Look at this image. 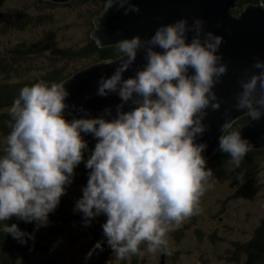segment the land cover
<instances>
[{
  "label": "clouds",
  "instance_id": "obj_1",
  "mask_svg": "<svg viewBox=\"0 0 264 264\" xmlns=\"http://www.w3.org/2000/svg\"><path fill=\"white\" fill-rule=\"evenodd\" d=\"M248 2L253 1L243 8ZM114 6L124 15L140 12L132 0H107V9ZM204 25L200 18L191 25L181 19L161 25L150 39L137 35L115 43L120 64L111 76L99 78L96 91L100 97H119L114 117L112 107L91 117L83 106L72 105L83 115L68 119L66 83L21 88L8 109L10 131L0 156V221L16 217L36 222L37 230L47 226L75 168L85 162L84 136L91 135L96 144L85 162L88 181L76 203L85 225L107 217L103 234L116 260L144 255L141 244L147 253L170 254L167 233L200 213V199L213 186V170L203 156L207 144L195 140L206 131L207 109L221 108L214 88L228 64L218 54L223 37L205 32ZM140 50L146 63L125 79ZM252 69L258 71L248 76L247 70L239 82L234 108L258 121L264 117V61L256 60ZM233 124L226 119L221 126L218 150L236 170L253 145ZM236 178L243 183L244 173ZM0 230L22 244L30 236L15 223ZM95 249L102 250V242Z\"/></svg>",
  "mask_w": 264,
  "mask_h": 264
},
{
  "label": "trees",
  "instance_id": "obj_2",
  "mask_svg": "<svg viewBox=\"0 0 264 264\" xmlns=\"http://www.w3.org/2000/svg\"><path fill=\"white\" fill-rule=\"evenodd\" d=\"M247 1L256 3L260 0H239V7L233 12L238 13L243 7V3ZM25 2V6L15 10L20 18V22L18 21L20 28L27 27L29 24L35 26L44 24L50 15L46 12H39V10L41 11L45 6L54 7L56 4L69 3V9L73 6H79V4H86L90 7V13L88 14L86 10L82 11V17L76 22L74 20L76 16L69 17L71 23H67L65 46H60L57 39L52 37V32L48 31V38L45 40L35 43L24 40L4 52L0 49V156L3 155L2 148L5 137L10 131L6 124L10 119L8 109L19 95L21 88L38 82H45L49 85L53 82L62 83L68 76L95 61H111L122 55L115 45L98 47L96 39L91 34L95 28L94 18L106 8L107 0H71L68 2L29 0V3L28 1ZM1 13L8 17H13L15 14L12 10H5ZM72 26H85L86 35L81 39L67 41L70 38L67 33L73 28ZM6 28L4 27V29ZM10 30L11 28H9ZM44 55L48 58L44 70L36 68L37 71L35 72V68L31 67V64L34 63H32L33 58ZM29 60H32L31 63ZM67 118L72 119L70 116ZM250 118L245 114L235 120L233 129H239ZM218 149L206 159V167L213 170V177L210 180L213 182L210 183H214L216 186H229L231 191L226 199L219 200L217 205L209 208L210 205L208 204L209 216L211 218H217L218 214L222 216L232 198L236 201L257 194L263 199L262 204L257 208L255 207V211H250L258 222L252 237L248 240L245 239V241L233 240L231 247L226 248V252L229 253L226 261L229 264H264V212L262 211L264 207V176H261V173H264V147L252 148L242 161L241 167L236 170H231L228 154L220 152ZM88 156L86 151L85 162ZM85 162H81L75 168V175L71 184L66 186L65 194L61 197L55 211L49 214L47 226L37 230L36 222L26 223L16 217H12L9 221H0V229L6 223H15L22 231L30 234V236L25 237L26 243L22 244L10 234L7 235L0 230V264H16L17 262L33 264V254L45 251L46 247H48L47 258L43 260L42 264H150L149 257L151 256L146 252L145 244L140 245L144 255H133L129 259L119 262L115 260L112 249L108 246L103 234L102 225L107 220L105 215H100L92 219L90 224L85 225L83 213L76 210V203L82 198V189L88 181L89 170L86 169ZM240 173H244L243 183H240L236 178ZM189 228L188 224L182 223L175 231H171V235L180 241ZM195 230L201 237L200 239H203L205 232L198 228ZM63 232L67 233V242L70 244H74L78 240L82 241L83 237L89 235L92 239H96L95 242L91 243L93 247L97 242H102V250H92L95 255L90 259V262H87L88 259L85 257L79 260L82 254L76 252L74 246L58 247ZM211 239L216 242L218 239L223 240L224 237L213 235ZM63 252L66 254L64 255ZM159 255L161 258L157 263L161 264L162 259L166 262L168 252L160 251ZM66 257H68L67 260ZM75 261L76 263H74Z\"/></svg>",
  "mask_w": 264,
  "mask_h": 264
},
{
  "label": "water",
  "instance_id": "obj_3",
  "mask_svg": "<svg viewBox=\"0 0 264 264\" xmlns=\"http://www.w3.org/2000/svg\"><path fill=\"white\" fill-rule=\"evenodd\" d=\"M132 3L140 8L139 13L124 15L123 9L117 10L118 6H114L111 9L105 8L101 14L95 16V28L91 34L94 38L98 37L103 46L115 45L121 39L137 35L145 40L150 39L161 25L181 19H187L191 25L196 18H200L205 21V32L211 31L223 37L218 54L223 56L222 62L228 64V72L214 88L222 102L221 108L217 111L207 109L208 114L203 121L207 126L206 131L195 140L197 144H207L203 153L206 160L219 148V137L223 135L221 126L225 120L235 121L245 115L243 111L234 108L235 97L241 91L239 82L246 78V71L251 70L247 71V75H252L258 71L252 69L255 61H264V0L245 3L238 14L233 12L238 6V0H132ZM193 35L191 32L188 34L189 42ZM121 58L122 55L111 61H95L62 81L70 92L66 100L69 105L64 113L66 116L73 118L83 115L73 109L72 105L77 109L83 106L91 117L99 116L105 108L112 107L113 117L115 116V106L120 103L119 97L116 94L100 97L96 95V91L99 78L111 76L119 66ZM145 63L144 52L140 50L135 63L124 73V78L134 76L136 70ZM238 130L253 148L264 147V117L258 121L250 118ZM84 139L88 141L87 153L90 155L96 140L91 135L84 136ZM161 264H165L164 259Z\"/></svg>",
  "mask_w": 264,
  "mask_h": 264
},
{
  "label": "rangeland",
  "instance_id": "obj_4",
  "mask_svg": "<svg viewBox=\"0 0 264 264\" xmlns=\"http://www.w3.org/2000/svg\"><path fill=\"white\" fill-rule=\"evenodd\" d=\"M25 1L29 3V0H0V49L2 52L24 40L33 43L45 40L48 38V31L52 32V37L57 39L60 46H65L67 23H71L69 17L76 16V18L73 17L76 22L82 17V11L86 10L88 14L90 13V7L86 4H79V6H73L69 9V4L65 3L56 4L54 7L45 6L41 11L39 10V12H46L50 15L44 24L36 26L29 24L27 27L20 28L21 26L18 24L20 18L15 10L25 6ZM5 10H12L13 13H15L14 16L8 17L7 15H3L1 12ZM242 10L243 7L241 8V11ZM4 27L7 28L4 29ZM72 27L73 28L67 33L70 37L67 41L81 39L86 35L87 31L85 26ZM9 28H11L10 31ZM31 61L29 60L30 63ZM47 62L48 58L46 55L34 57L31 67L35 68V72L37 71L36 68L44 70L45 63ZM212 185L213 186L208 189L200 199V213L183 222L184 224H188L190 228L188 232L181 237L180 241L172 237L171 232L167 233L170 254L168 253L165 264H229L226 261V257L229 254L226 252V248L231 247V242L233 240L245 241V239L248 240L252 237L254 228L258 225V222L254 214L250 213V211H255V207L257 208L260 206L263 199L257 194H252L247 198L243 197L236 201L232 198L228 203L226 212L222 213V216L218 214L217 218H211L209 216L208 206L210 205V208L211 206L217 205L219 200L222 201L226 199L231 191L229 186H216L214 183H212ZM262 211L264 212V207ZM250 214L252 216H249ZM195 228L205 232L203 239H200L201 237L197 234ZM175 229L173 231H175ZM213 235L223 236L224 239H218L215 242L211 239ZM60 238L61 241L58 242V247L65 248L74 246L76 252H81L82 254L79 260H81L82 257H88L87 262H90V259L95 255V253L92 252L94 247L91 243L95 242L96 239H92L89 235H86L82 238V241L78 240L74 244L67 242V233L65 232L61 234ZM90 252L91 256L89 257L88 254ZM47 253L48 247L45 248V251L33 254L32 263L42 264L43 260L47 258ZM159 253L160 251L155 254L149 253L151 256L149 257L150 264H158L157 261L161 258ZM65 254L66 253H64V255ZM67 259L68 257H66V260ZM116 261L119 262L120 260ZM74 263H76V261ZM16 264L20 263L17 262Z\"/></svg>",
  "mask_w": 264,
  "mask_h": 264
}]
</instances>
